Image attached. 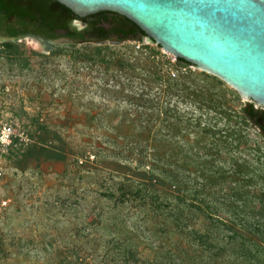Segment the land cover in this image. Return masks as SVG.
Returning <instances> with one entry per match:
<instances>
[{
    "label": "rangeland",
    "instance_id": "obj_1",
    "mask_svg": "<svg viewBox=\"0 0 264 264\" xmlns=\"http://www.w3.org/2000/svg\"><path fill=\"white\" fill-rule=\"evenodd\" d=\"M18 43L50 53L29 37ZM2 44L0 264H264V180L254 151L222 148L209 169L207 160L199 159L188 143V151L180 155L187 177L186 203L161 196L159 208L135 195L117 206L104 194L117 190L124 179L111 170L107 152L99 163L94 160V152L108 146L103 132L112 135L121 125V117L115 116L126 107L104 92L113 81L107 85L96 71L76 73L66 54L56 57L46 73L35 62L26 68L20 59L8 56ZM130 44L121 46L126 49L134 42ZM162 53L176 61L163 49ZM191 69L201 73L195 66ZM240 104L245 105L242 98ZM179 106L206 124H228L212 111ZM109 114L114 117L101 121ZM38 126L46 127L51 136L62 135L66 163L27 156L39 141ZM251 134L256 136L255 131ZM173 141L175 146L187 144L183 136ZM46 146L54 145L49 141ZM262 148L264 155V143ZM88 156L94 163L78 169V159ZM247 161L252 168L236 177L237 167ZM211 177L213 185L203 187ZM171 205L179 208L171 210Z\"/></svg>",
    "mask_w": 264,
    "mask_h": 264
},
{
    "label": "trees",
    "instance_id": "obj_2",
    "mask_svg": "<svg viewBox=\"0 0 264 264\" xmlns=\"http://www.w3.org/2000/svg\"><path fill=\"white\" fill-rule=\"evenodd\" d=\"M22 1L0 0V29L6 28L5 35L11 38L34 33L51 41L60 38L79 41L117 38L129 45L134 42L126 49L119 44L55 47L48 55L31 50L23 43L2 44L7 55L20 59L26 68L35 62L46 73L56 57L66 54L71 69L76 73L80 70L96 71L107 85L113 81L114 85L105 88L104 92L111 99L124 102L126 107L115 116L116 119L121 117V125L112 129V135L107 131L102 134L108 146L99 147L102 152H94L97 163L100 155L107 152L104 155L112 159L111 170L124 179L117 190L104 194L108 200L118 206L136 195L143 203L148 201L150 205L161 208V196H171L177 204L186 203L187 177L182 174L185 166L180 165V155L188 151V143H192L199 159L207 160L205 163L210 165L209 169H213L222 148L241 147L254 151L258 155L259 167L256 169L262 171L264 180V164L261 162L264 158L261 152L264 130L258 125V118L264 117V110L257 109L254 103L241 105L240 95L223 81L204 72L193 71V65L182 59L173 62L158 45L144 44L140 40L144 32L124 16L102 12L82 19L55 0ZM9 19L15 22L7 32ZM76 22L83 27L73 25ZM180 103L212 111L226 119L228 124L223 128L206 124L202 118L195 119L191 112L181 109ZM110 115L114 117L105 115L100 117L101 121L112 119ZM252 131L256 136H252ZM193 134L195 137L191 142L189 138ZM35 135L39 141L29 147L27 156L37 155L40 161L66 163L67 144L59 132L51 136L46 127L38 126ZM178 136H183L187 144L181 146L177 143L175 146L173 138ZM49 141L54 146H46ZM170 148H173V153H170ZM90 159L91 156L78 159V169L94 163ZM249 168H252L251 163L244 162L234 175L240 177L243 170ZM213 183L211 177L203 187ZM170 208L174 210L179 206L171 205ZM181 217L179 215L177 221ZM196 235L203 239L199 233Z\"/></svg>",
    "mask_w": 264,
    "mask_h": 264
},
{
    "label": "water",
    "instance_id": "obj_3",
    "mask_svg": "<svg viewBox=\"0 0 264 264\" xmlns=\"http://www.w3.org/2000/svg\"><path fill=\"white\" fill-rule=\"evenodd\" d=\"M55 1L82 19L102 12L126 17L144 32L140 39L144 44L160 46L176 60L226 83L245 105L254 103L264 110V0ZM25 38L5 37L1 41L18 43ZM42 42L49 50L126 43L117 38ZM258 123L264 128V117Z\"/></svg>",
    "mask_w": 264,
    "mask_h": 264
},
{
    "label": "flooded vegetation",
    "instance_id": "obj_4",
    "mask_svg": "<svg viewBox=\"0 0 264 264\" xmlns=\"http://www.w3.org/2000/svg\"><path fill=\"white\" fill-rule=\"evenodd\" d=\"M8 1H12V0H8ZM16 1H18V0H16ZM19 2L20 3H23V1L22 0H19ZM14 19H9L8 20V22H7V32H8V29L10 28V27H12L13 25H14ZM73 25H76V23H74ZM6 34V28L5 29H0V41H1V39L2 38H5V37H8V38H11V37H9V36H6L5 35ZM21 37H32L33 39H37L39 42H41L42 44H44L42 41H46V42H50L51 40H48V39H46V38H44L43 36H40V35H36V34H34V33H28V34H25V35H23V36H21ZM21 37H19V38H21ZM53 41V40H52ZM3 43L4 42H6V41H2ZM44 46L45 47H47V45L46 44H44ZM261 117H263V116H261ZM260 118V117H259ZM258 118V119H259ZM258 125H259V123H258ZM260 126V125H259ZM261 127V126H260ZM262 128V127H261ZM263 130H264V128H262Z\"/></svg>",
    "mask_w": 264,
    "mask_h": 264
},
{
    "label": "bare ground",
    "instance_id": "obj_5",
    "mask_svg": "<svg viewBox=\"0 0 264 264\" xmlns=\"http://www.w3.org/2000/svg\"><path fill=\"white\" fill-rule=\"evenodd\" d=\"M33 41H35V43H38L39 41L38 40H36V39H33Z\"/></svg>",
    "mask_w": 264,
    "mask_h": 264
},
{
    "label": "built area",
    "instance_id": "obj_6",
    "mask_svg": "<svg viewBox=\"0 0 264 264\" xmlns=\"http://www.w3.org/2000/svg\"><path fill=\"white\" fill-rule=\"evenodd\" d=\"M3 205H7V202H4Z\"/></svg>",
    "mask_w": 264,
    "mask_h": 264
}]
</instances>
